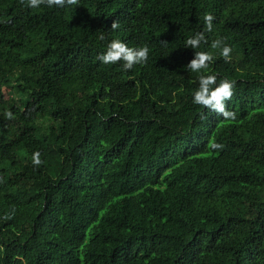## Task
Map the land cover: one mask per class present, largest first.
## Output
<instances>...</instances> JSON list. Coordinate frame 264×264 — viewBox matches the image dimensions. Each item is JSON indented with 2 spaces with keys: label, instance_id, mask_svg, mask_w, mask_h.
I'll return each instance as SVG.
<instances>
[{
  "label": "trees",
  "instance_id": "16d2710c",
  "mask_svg": "<svg viewBox=\"0 0 264 264\" xmlns=\"http://www.w3.org/2000/svg\"><path fill=\"white\" fill-rule=\"evenodd\" d=\"M195 51L235 119L192 103ZM0 264H264V0H0Z\"/></svg>",
  "mask_w": 264,
  "mask_h": 264
},
{
  "label": "clouds",
  "instance_id": "9594fccd",
  "mask_svg": "<svg viewBox=\"0 0 264 264\" xmlns=\"http://www.w3.org/2000/svg\"><path fill=\"white\" fill-rule=\"evenodd\" d=\"M76 0H26V6L30 9H38L40 5L47 4L52 7H64L66 4H75ZM213 16L206 13L204 15L205 29L211 32L213 29ZM118 25L114 21L112 28ZM203 32H196L194 35L188 36L184 41L185 48L196 50L202 42H205ZM210 47L220 49V56L225 60L230 59L231 48L223 43L222 38H217L211 41ZM149 49L147 46L129 47L126 43L119 39L111 40L106 50L102 52L98 59L103 64H114L117 61H122L121 67L123 70L132 69L135 64L145 63L148 59ZM213 56L207 51H195L192 58L185 68L191 72L197 73L198 86L192 93V103L202 105L207 109L215 111L225 119H235V114L225 108V102L233 95L235 81L226 78H221L217 83V75L208 73L206 70ZM7 117H11V112H5ZM212 148H218L220 145L212 144ZM31 162L33 165L41 163L40 152L34 151L31 154Z\"/></svg>",
  "mask_w": 264,
  "mask_h": 264
},
{
  "label": "rangeland",
  "instance_id": "374dc122",
  "mask_svg": "<svg viewBox=\"0 0 264 264\" xmlns=\"http://www.w3.org/2000/svg\"><path fill=\"white\" fill-rule=\"evenodd\" d=\"M5 93L7 94L8 93V90L5 89ZM11 95V94H10Z\"/></svg>",
  "mask_w": 264,
  "mask_h": 264
}]
</instances>
